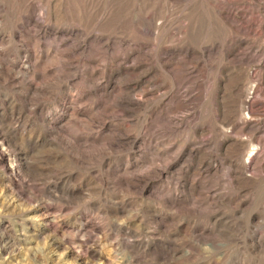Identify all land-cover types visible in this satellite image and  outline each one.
Instances as JSON below:
<instances>
[{"label": "rangeland", "instance_id": "rangeland-1", "mask_svg": "<svg viewBox=\"0 0 264 264\" xmlns=\"http://www.w3.org/2000/svg\"><path fill=\"white\" fill-rule=\"evenodd\" d=\"M0 264H264V0H0Z\"/></svg>", "mask_w": 264, "mask_h": 264}, {"label": "bare ground", "instance_id": "bare-ground-1", "mask_svg": "<svg viewBox=\"0 0 264 264\" xmlns=\"http://www.w3.org/2000/svg\"><path fill=\"white\" fill-rule=\"evenodd\" d=\"M185 78V77H184ZM248 106V105H247ZM249 106H251L250 104H249ZM248 109V108H247ZM251 109V108H250ZM250 109H248L249 111H250ZM252 111H250V113H251ZM254 153H256V152H254V150H252L250 153H249V155H248V157L250 158V157H253V155H254Z\"/></svg>", "mask_w": 264, "mask_h": 264}]
</instances>
